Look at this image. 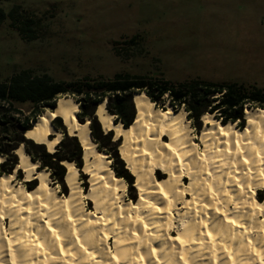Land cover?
I'll use <instances>...</instances> for the list:
<instances>
[{
  "label": "bare ground",
  "instance_id": "obj_1",
  "mask_svg": "<svg viewBox=\"0 0 264 264\" xmlns=\"http://www.w3.org/2000/svg\"><path fill=\"white\" fill-rule=\"evenodd\" d=\"M133 101L128 127L104 100L95 115L122 141L135 200L125 198L126 181L92 141L89 119L79 121L72 96L32 122L25 136L52 153L62 139L52 120L61 117L83 148V165L62 161L68 192L61 194L47 169L15 149L18 164L0 173V264H264V109L245 108L241 128L205 113L196 137L183 109L157 108L143 92ZM18 169L34 187L15 178Z\"/></svg>",
  "mask_w": 264,
  "mask_h": 264
},
{
  "label": "rangeland",
  "instance_id": "obj_2",
  "mask_svg": "<svg viewBox=\"0 0 264 264\" xmlns=\"http://www.w3.org/2000/svg\"><path fill=\"white\" fill-rule=\"evenodd\" d=\"M15 4L32 18L35 37L22 38L8 19L0 23V81L30 70L64 81L129 72L264 86V0H9L0 6L8 11ZM201 128H193L196 137ZM47 171L66 194L65 181L56 183ZM79 179L87 189L88 175L79 171ZM131 195L127 185L125 198ZM86 206L91 210L92 203Z\"/></svg>",
  "mask_w": 264,
  "mask_h": 264
},
{
  "label": "trees",
  "instance_id": "obj_3",
  "mask_svg": "<svg viewBox=\"0 0 264 264\" xmlns=\"http://www.w3.org/2000/svg\"><path fill=\"white\" fill-rule=\"evenodd\" d=\"M9 1V0H0ZM9 20L10 26L18 30L22 38L35 37L32 18L27 16L20 5H13L8 11L0 6V23ZM135 36L124 43L133 42ZM115 50V49H114ZM117 51V50H115ZM143 92L157 108L173 111L182 108L186 112L191 126L198 130L202 125V115L212 114L223 123L235 122L241 128L245 125V108L264 109V86L253 83L212 82L200 78L172 81L163 76L116 72L112 76H84L79 79L55 80L43 73L33 74L30 70H20L9 78L0 81V173H12L18 164L15 149L23 145L24 151L32 161L39 163V168L50 171L56 183L64 185L66 167L63 160L73 161L78 169L83 165V148L74 135L67 133L62 118L52 120L55 129L62 132L60 144L54 152H48L44 144H38L26 138L24 132L32 127V122L45 110H52L56 100L64 95L72 96L77 101L79 121L89 119L90 137L97 149L104 151L112 159V168L118 177H122L135 198V177L126 167L119 153L121 139H114V131L104 132L95 115V109L105 101L108 112L114 115L115 122L124 127L134 121L136 112L132 94ZM29 103L32 108L25 112L16 104ZM21 170L16 172L21 178ZM35 181L25 183L30 189ZM65 189V187H63Z\"/></svg>",
  "mask_w": 264,
  "mask_h": 264
},
{
  "label": "water",
  "instance_id": "obj_4",
  "mask_svg": "<svg viewBox=\"0 0 264 264\" xmlns=\"http://www.w3.org/2000/svg\"><path fill=\"white\" fill-rule=\"evenodd\" d=\"M134 94V93H133ZM133 94H132V97H133ZM57 106V100H56V102H55V104H54V106H53V108H52V110H54L55 109V107ZM246 108H248V107H246ZM250 109V108H249ZM135 115H136V112H135ZM135 115H134V118H135ZM133 118V119H134ZM64 125V124H63ZM30 129V128H29ZM28 129H26L25 130V132L27 131ZM25 132H24V136H25ZM26 137V136H25ZM27 138V137H26ZM22 147H23V145H21ZM24 149V148H23ZM4 160V159H3Z\"/></svg>",
  "mask_w": 264,
  "mask_h": 264
}]
</instances>
